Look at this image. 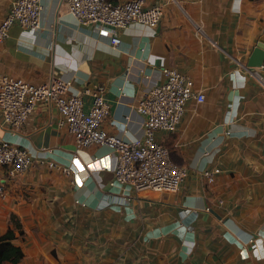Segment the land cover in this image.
<instances>
[{"label":"crops","instance_id":"1","mask_svg":"<svg viewBox=\"0 0 264 264\" xmlns=\"http://www.w3.org/2000/svg\"><path fill=\"white\" fill-rule=\"evenodd\" d=\"M11 1L0 0V21ZM41 2L38 28L15 24L0 42V75L62 76L86 108L103 85L104 127L125 139L143 135L137 104L164 68L185 73L205 100H189L175 130L157 131L189 171L176 192L115 182L107 146L75 157L54 105L38 103L15 131L0 110V137L35 157L23 174L0 169V235L13 215L24 231L15 228L18 264H264V64L255 68L262 78L246 67L264 43V0H146L162 6L159 24L129 23L118 45L60 0ZM215 167L209 183L203 171Z\"/></svg>","mask_w":264,"mask_h":264},{"label":"built area","instance_id":"2","mask_svg":"<svg viewBox=\"0 0 264 264\" xmlns=\"http://www.w3.org/2000/svg\"><path fill=\"white\" fill-rule=\"evenodd\" d=\"M60 3L80 23L94 25L101 33L109 35L113 45L121 42L119 29L134 21L156 27L163 14L161 5H148L146 0H60ZM42 8L41 0H12L0 21V42L10 35L15 24L38 28ZM198 29L202 31L200 27ZM247 69L251 75L262 78L255 68ZM163 75V81L149 88L137 104L138 111L144 115L143 135L133 139L122 138L105 129L110 104L105 98L103 85L92 91L91 104L86 108L83 93L70 92L71 82L58 75H51L38 83L10 74L0 75V110L4 123L15 131L38 103L54 105L60 113V123L74 136L75 157L83 148L107 146L116 157L115 182L128 184L136 192L144 189L176 192L189 171L171 157L169 147L158 140L157 131L175 130L188 101L203 102L205 95L196 91L191 79L177 69L164 68ZM34 158L28 150L0 137V169L10 176L23 174L33 164ZM47 164L60 167L54 160ZM63 171L69 173L70 168L64 166ZM219 172V167L205 169L203 176L212 183ZM0 192H4L1 184Z\"/></svg>","mask_w":264,"mask_h":264},{"label":"trees","instance_id":"3","mask_svg":"<svg viewBox=\"0 0 264 264\" xmlns=\"http://www.w3.org/2000/svg\"><path fill=\"white\" fill-rule=\"evenodd\" d=\"M12 226L0 235V264H18L23 258L24 251L19 244L13 242L16 238L15 228H19L20 235L24 234L20 222L12 215L10 217Z\"/></svg>","mask_w":264,"mask_h":264},{"label":"water","instance_id":"4","mask_svg":"<svg viewBox=\"0 0 264 264\" xmlns=\"http://www.w3.org/2000/svg\"><path fill=\"white\" fill-rule=\"evenodd\" d=\"M263 64H264V43L258 42L246 62V67L258 68L260 66H263Z\"/></svg>","mask_w":264,"mask_h":264},{"label":"snow or ice","instance_id":"5","mask_svg":"<svg viewBox=\"0 0 264 264\" xmlns=\"http://www.w3.org/2000/svg\"><path fill=\"white\" fill-rule=\"evenodd\" d=\"M77 165L80 166L78 161H77ZM81 170H83V169L81 168ZM78 182H79V180H78Z\"/></svg>","mask_w":264,"mask_h":264}]
</instances>
